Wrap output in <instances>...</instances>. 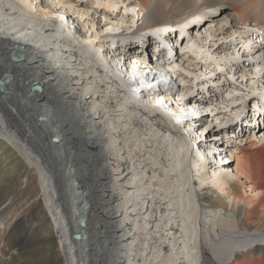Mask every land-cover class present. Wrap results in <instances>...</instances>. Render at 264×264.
<instances>
[{
  "label": "bare ground",
  "instance_id": "6f19581e",
  "mask_svg": "<svg viewBox=\"0 0 264 264\" xmlns=\"http://www.w3.org/2000/svg\"><path fill=\"white\" fill-rule=\"evenodd\" d=\"M0 79V264H264V0H0Z\"/></svg>",
  "mask_w": 264,
  "mask_h": 264
},
{
  "label": "rangeland",
  "instance_id": "374dc122",
  "mask_svg": "<svg viewBox=\"0 0 264 264\" xmlns=\"http://www.w3.org/2000/svg\"><path fill=\"white\" fill-rule=\"evenodd\" d=\"M137 32V31H136ZM150 51V50H149ZM202 69H204L203 67H202ZM14 84V83H13ZM244 84H246V83H244ZM261 85H264L263 84V82L261 81L260 82V86ZM12 87V86H11ZM242 88L243 89H246L245 88V86H242ZM264 89V88H263ZM247 91L246 90H244L242 93H243V95H244V93H246ZM224 94V93H223ZM250 107L251 106H249L248 107V109H250ZM247 109V110H248ZM243 113H245V112H243ZM228 114H229V112H228ZM231 114L232 115H234L235 114V111H233V112H231ZM243 115H246L245 117H243L242 119H240V117L241 116H243ZM243 115H240V116H236V117H234L233 119H234V123L236 122V123H238V125H239V127H242L243 125L245 126L246 125V123H248V125H250V123L248 122V120H249V118H248V114L246 113V114H243ZM248 115V116H247ZM238 117V118H237ZM237 118V119H236ZM236 119V120H235ZM227 122V121H226ZM234 123L231 125V126H228V127H226L225 128V130L224 131H226V132H224V136H226V138L228 137L229 139H230V141H232L231 142V145H233V144H236L235 143V141H239V139H237V138H235V137H233L232 136V134L234 133V130L236 129V128H232V126L234 125ZM242 125V126H241ZM244 128L245 127H242L241 129H243L244 130ZM246 130V129H245ZM233 132V133H232ZM236 132H237V130H236ZM245 132V131H244ZM223 133V132H222ZM221 133V134H222ZM246 134H247V132H245ZM243 135V132L242 133H240V135ZM245 134V135H246ZM236 135H238V134H236ZM221 136V135H220ZM246 137V136H245ZM240 143V142H239ZM0 164H1V160H0ZM20 165V164H19ZM18 165V166H19ZM0 183H1V185H3L2 187H1V189H0V201L3 199V193L6 191V192H10L11 190H12V187H13V179H12V177H10L9 178V180L7 181V182H5V183H3L2 184V181L4 180V175L1 173L2 172V169L0 168ZM2 174V175H1ZM18 176V174H15V177H17ZM3 179V180H2ZM9 186H10V188H9ZM86 188V189H85ZM84 188V191L85 192H87V187H85ZM39 207H38V204H34V205H32L31 207H30V209L31 210H36V209H38ZM17 211V209H15L14 211H13V213H15ZM92 214V213H91ZM92 216V215H91ZM29 223H31V221L29 222ZM28 223V224H29ZM6 238V236H3V239H5ZM23 242H24V240H22ZM0 245H2V242L0 243ZM17 245V244H16ZM16 245H14V243L13 244H11V245H9V249L6 251V252H4L5 254H4V260H5V262L7 263V264H17V262H19V255H18V252H17V249H16ZM55 247H56V244L54 245ZM55 247H52V248H50V250H49V252H47L46 253V256H45V258H43L42 259V261H41V263L42 262H44V263H49L48 261H52L53 259H54V257H56V253H57V250H56V248ZM15 249V250H14ZM53 249V250H52ZM50 252H52V253H50ZM49 253V254H48ZM55 253V254H54ZM51 254V255H50ZM52 254H53V256H52ZM47 258V259H46ZM52 260H51V259ZM45 260V261H44ZM2 264H3V261H2Z\"/></svg>",
  "mask_w": 264,
  "mask_h": 264
},
{
  "label": "water",
  "instance_id": "95a60500",
  "mask_svg": "<svg viewBox=\"0 0 264 264\" xmlns=\"http://www.w3.org/2000/svg\"><path fill=\"white\" fill-rule=\"evenodd\" d=\"M22 56H16V55H13L12 56V59L13 60H22ZM2 83H3V81H2V79H0V88H1V86H2ZM31 89H34V90H36V91H40L41 89H42V85L41 84H33L32 86H31ZM39 119H42V116H39L38 117ZM52 140L53 141H55V142H57L58 140H59V138L58 137H53L52 138ZM75 238H78L79 236H80V234L79 233H74V235H73Z\"/></svg>",
  "mask_w": 264,
  "mask_h": 264
}]
</instances>
